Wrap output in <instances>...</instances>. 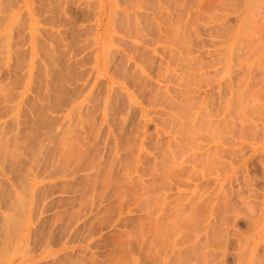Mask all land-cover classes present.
<instances>
[{
  "label": "rangeland",
  "instance_id": "374dc122",
  "mask_svg": "<svg viewBox=\"0 0 264 264\" xmlns=\"http://www.w3.org/2000/svg\"><path fill=\"white\" fill-rule=\"evenodd\" d=\"M0 264H264V0H0Z\"/></svg>",
  "mask_w": 264,
  "mask_h": 264
},
{
  "label": "bare ground",
  "instance_id": "6f19581e",
  "mask_svg": "<svg viewBox=\"0 0 264 264\" xmlns=\"http://www.w3.org/2000/svg\"><path fill=\"white\" fill-rule=\"evenodd\" d=\"M7 144H8V143H7ZM6 146H7V145H6ZM23 190H24V189H23ZM144 200H145V199H144ZM146 201H147V200H146ZM18 202H19V201H18ZM23 203H24V202H23ZM23 203H22V205H24ZM152 203H153V202H152ZM19 204L21 205V203H19ZM17 207H18V206H17ZM159 207H160V206H159ZM160 208H161V207H160ZM24 209H25V208H24ZM152 209H153V207H152ZM157 209H158V208H157ZM21 213H22V212H21ZM22 215H23V214H22ZM12 217H13V216H12ZM13 218H14V217H13ZM17 220H18V219H17ZM6 221H7V220H6ZM9 221H10V220H9ZM11 221H13V224L10 223ZM11 221L8 222L7 225H8V224H9V226L11 225V228H12V225H14V227L16 228V226H15V224H14V220H13L12 218H11ZM21 221H22V220H21ZM16 222H17V221H15V223H16ZM19 223H20V222H19ZM19 223H18V224H19ZM20 224H21V223H20ZM9 226H8V227H9ZM17 226H18V225H17ZM160 226H161V224H160ZM14 227H13V229H12L13 231H14ZM9 228H10V227H9ZM17 228H18V227H17ZM159 228H160V227H159ZM157 229H158V228H157ZM155 230H156V229H155ZM14 233H15V231H14ZM156 233H157V232H156ZM159 233H160V232H159ZM11 235H12V234H11ZM157 235H158V233H157ZM157 238H158V236H157ZM7 244H8V243H7ZM8 245H9V244H8Z\"/></svg>",
  "mask_w": 264,
  "mask_h": 264
}]
</instances>
